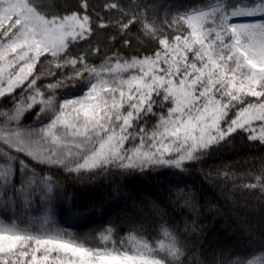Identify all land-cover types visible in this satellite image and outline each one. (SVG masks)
<instances>
[{"label": "snow or ice", "instance_id": "1", "mask_svg": "<svg viewBox=\"0 0 264 264\" xmlns=\"http://www.w3.org/2000/svg\"><path fill=\"white\" fill-rule=\"evenodd\" d=\"M152 8L149 17L142 0H76L63 10L56 0H0V264H192L186 238L201 230L200 212L183 188L172 198L191 214L183 230L157 205L156 243L133 224L119 241L106 226L93 245L57 223L63 184L54 173L83 182L182 172L238 130L264 145V0H196L163 19ZM98 32L103 49L93 47ZM133 38L150 53L115 47L131 49ZM38 64L46 67L34 74ZM47 77L48 95L38 83ZM67 87L79 94L57 100ZM38 106L40 122L25 125ZM254 179L242 187L264 201V165ZM227 264H264V250Z\"/></svg>", "mask_w": 264, "mask_h": 264}, {"label": "trees", "instance_id": "2", "mask_svg": "<svg viewBox=\"0 0 264 264\" xmlns=\"http://www.w3.org/2000/svg\"><path fill=\"white\" fill-rule=\"evenodd\" d=\"M44 2L50 3L51 0ZM142 2L149 4V17L153 11L152 5H155V11L163 19L166 12H175L196 0ZM56 3L63 10L74 7L76 0H56ZM97 42L103 49L108 42L107 35L98 32L93 37V47ZM115 47L131 56L150 53L153 46L136 47L133 38L131 49H123L120 43ZM93 62L100 63L95 58ZM43 67L46 66L38 64L34 74ZM50 80L51 77H47L38 82L46 95L50 93L43 85ZM77 87L57 89L56 96L78 95ZM36 111H39V106L26 117L25 125L35 126L40 122L34 119ZM154 123L155 119H151L148 127L151 129ZM262 165L264 145L249 141L246 134L238 130L228 143L216 146L201 161L188 163L182 172L170 168L144 173L113 171L83 182L66 179V174L56 172V179L63 184V199L54 202L56 220L62 227L70 226L79 238H86L93 245L98 243L96 234L106 226L115 228V239L119 241L132 230L133 224L136 225L135 234L156 243L151 217H155L157 205L167 211L168 219L173 225H179L181 230V217L191 216L188 211L181 212L172 203L179 186L185 190V196L194 198L200 212L198 220L201 230L186 238L189 260L192 264H201V261L203 264H217V261L227 264L229 258L247 257L250 253L260 255L264 250V201L258 199L261 195L258 189L242 187L243 184L255 183L254 175L260 172ZM225 171L229 173L228 178L223 175ZM233 175L235 179L231 178ZM117 185L120 186L118 196L114 195ZM149 209H152L151 213ZM142 221L143 227H140Z\"/></svg>", "mask_w": 264, "mask_h": 264}, {"label": "rangeland", "instance_id": "3", "mask_svg": "<svg viewBox=\"0 0 264 264\" xmlns=\"http://www.w3.org/2000/svg\"><path fill=\"white\" fill-rule=\"evenodd\" d=\"M63 98H66V97H58V96H57V100H61V99H63ZM48 115H50V113H49ZM47 118H48L47 115H43V116H42V120H43L44 122L47 121ZM257 134H259V133L257 132Z\"/></svg>", "mask_w": 264, "mask_h": 264}]
</instances>
